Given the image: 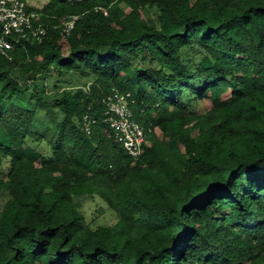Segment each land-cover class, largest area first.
Masks as SVG:
<instances>
[{
	"label": "trees",
	"instance_id": "1",
	"mask_svg": "<svg viewBox=\"0 0 264 264\" xmlns=\"http://www.w3.org/2000/svg\"><path fill=\"white\" fill-rule=\"evenodd\" d=\"M29 10L46 37L0 56V264H264V0ZM116 91L152 129L138 160L104 122ZM22 94L62 113L54 139ZM96 197L114 225L86 222Z\"/></svg>",
	"mask_w": 264,
	"mask_h": 264
},
{
	"label": "built area",
	"instance_id": "2",
	"mask_svg": "<svg viewBox=\"0 0 264 264\" xmlns=\"http://www.w3.org/2000/svg\"><path fill=\"white\" fill-rule=\"evenodd\" d=\"M26 0H0V56L12 59L10 53L14 43L20 40L42 42L47 35L43 24L35 25L36 14L29 10ZM107 16L108 11L103 10ZM75 18L65 25L64 32L69 34L74 28ZM106 111L104 122L107 123L115 135L116 141L123 147L131 158L138 160L142 155L147 129L134 119L132 105L136 102L130 93L118 91L109 95L105 101ZM96 121L88 114L84 115L82 129L90 134Z\"/></svg>",
	"mask_w": 264,
	"mask_h": 264
},
{
	"label": "rangeland",
	"instance_id": "3",
	"mask_svg": "<svg viewBox=\"0 0 264 264\" xmlns=\"http://www.w3.org/2000/svg\"><path fill=\"white\" fill-rule=\"evenodd\" d=\"M80 1V0H75ZM30 6L41 9L47 0H29ZM24 109H35L36 117L33 124L35 133L43 135L47 140L54 139L57 128L63 120L62 113L56 108L47 105H38L35 99L28 94L18 95L14 100ZM205 104L208 106L209 102ZM83 212L87 223H94V226H111L117 222V216L108 210L107 203L101 201L98 197L85 201Z\"/></svg>",
	"mask_w": 264,
	"mask_h": 264
}]
</instances>
